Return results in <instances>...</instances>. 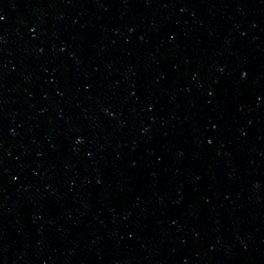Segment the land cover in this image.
<instances>
[{"label":"water","instance_id":"1","mask_svg":"<svg viewBox=\"0 0 264 264\" xmlns=\"http://www.w3.org/2000/svg\"><path fill=\"white\" fill-rule=\"evenodd\" d=\"M0 264H264V0H0Z\"/></svg>","mask_w":264,"mask_h":264}]
</instances>
